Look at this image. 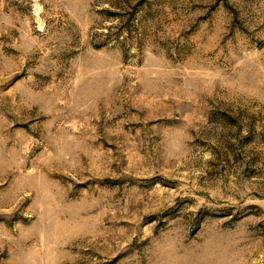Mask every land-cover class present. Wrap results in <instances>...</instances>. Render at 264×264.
I'll use <instances>...</instances> for the list:
<instances>
[{"label": "rangeland", "instance_id": "obj_1", "mask_svg": "<svg viewBox=\"0 0 264 264\" xmlns=\"http://www.w3.org/2000/svg\"><path fill=\"white\" fill-rule=\"evenodd\" d=\"M0 264H264V0H0Z\"/></svg>", "mask_w": 264, "mask_h": 264}]
</instances>
